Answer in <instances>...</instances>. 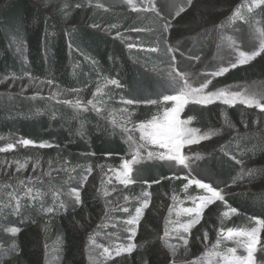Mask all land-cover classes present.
<instances>
[{
	"label": "trees",
	"instance_id": "trees-1",
	"mask_svg": "<svg viewBox=\"0 0 264 264\" xmlns=\"http://www.w3.org/2000/svg\"><path fill=\"white\" fill-rule=\"evenodd\" d=\"M203 1L206 10L211 13L207 21L197 20L201 14L195 10L174 16L177 0L164 3V14L161 16L172 25L166 33L161 27L163 19H158L155 13L143 8L133 11L117 0L0 1L1 76L11 79L15 75L16 80H20L29 79L27 74H31L36 78L34 80L45 84L51 79V86L59 92L80 98L89 97L98 81L104 85L102 77L118 79L123 86L116 88L105 85L92 98L102 108L99 116L94 111L84 112L48 98L0 92V135L5 137V140H0V147L15 144L24 138L33 140L36 145L48 142L53 147H27L23 150L36 155L48 165H54L51 175L39 174L31 182L19 177L0 182V245L3 246L0 247V264H90L85 252L86 245L92 248L95 264H184L186 260L202 257V234L221 226L218 217L226 209L220 202L205 211L200 224L191 230L188 238L195 242L194 245L185 251L179 245L174 246L169 256L160 258L158 254L157 235L161 221L158 207L174 202L171 198L173 194L179 197L173 203L175 206L190 202L185 199L186 193L182 189V183L186 181L161 179L178 175L176 171L179 169L175 170L163 162L141 163L134 171L136 183L122 188L124 190L119 194L129 196L130 200L114 207H109L108 201L111 199L105 195L109 188L108 180L103 179L92 188L86 182L81 188L80 181L87 175L89 182L91 175L87 169L95 167V162L111 161L116 164L127 153L123 131L111 121L120 111L116 110L122 104L120 97L155 99L171 71L169 64L172 55L176 56L179 71L190 69L200 56L209 58L206 67L210 70L220 60L226 38L248 44L255 37L258 27L264 29V8L249 13L245 6L241 8V13L248 17L246 21L232 18V12L238 5H248L251 0ZM78 3L82 5L80 8L76 7ZM94 24L99 27H93ZM117 32L120 36L116 35ZM163 38H166V44ZM128 43L137 46L129 49ZM171 44H175L178 52L185 54L184 59L178 54L166 52ZM152 48H157V51H150ZM214 85L222 88L250 86L253 92L264 95V55L253 65H241L229 70L216 78ZM70 89L80 91L76 93ZM143 105L146 104L132 107H143L141 113L147 115L150 108ZM193 108L197 111L192 114L194 120L206 126L216 125L218 111L224 110L220 105ZM247 113L239 107L228 109L227 120L229 124H236L239 132L226 136L196 165L208 171L217 184H228L241 171V165L236 160L245 163L264 156V120H237L236 116L239 119ZM136 120L140 119L133 118L132 121ZM221 145L227 150V155L220 151ZM253 169L257 170V174L250 182L246 177L243 180L245 185L264 182V172L259 171L264 166ZM157 179H161L158 185L149 187L145 183ZM21 181L25 183L21 184ZM26 186L34 191L38 189L39 198L31 204L26 198L21 199L24 206L20 209V215H13L15 201L9 204L11 195L22 193ZM116 187L121 189L120 186ZM70 188L80 190L81 204L76 205L74 197L68 195ZM142 189L152 195L146 216L138 225L134 238L136 249L131 255L106 258L102 255L104 247L113 249L112 245L116 242L126 243L127 234L122 221L129 217V213L134 215ZM54 193L57 195L54 196ZM201 194L194 187H190L187 193L191 196ZM225 198L229 205L238 210L239 215L224 218V227H249L248 217L251 216L264 220V186L253 192L240 191ZM61 202L64 207L53 213L42 210ZM120 207H127L129 213L118 211ZM94 214L99 215L98 226H94L91 233L92 241L83 244L76 220L90 219ZM13 226L21 228L14 238L4 231ZM13 241L19 248V254H5V249L10 248ZM225 245L222 241L220 247ZM175 250L177 255L173 254Z\"/></svg>",
	"mask_w": 264,
	"mask_h": 264
},
{
	"label": "snow or ice",
	"instance_id": "snow-or-ice-1",
	"mask_svg": "<svg viewBox=\"0 0 264 264\" xmlns=\"http://www.w3.org/2000/svg\"><path fill=\"white\" fill-rule=\"evenodd\" d=\"M190 2V0H189ZM81 4H76L77 8H80ZM247 7V11L249 13H253L257 8H264V0H251V3L248 5H238L237 8L232 12V18L244 20L248 19L247 16L241 13V8ZM100 7V5H97ZM133 11H139L137 8L133 7ZM145 11H151L155 13L158 19H163V24L161 25L163 32H168L172 27L169 20L163 18L161 13L157 10L155 4H152L150 8L144 9ZM184 11L183 8L180 9L176 13V16H179ZM93 27H99V25H93ZM115 27V25H113ZM136 30V29H133ZM117 36H120V33H116ZM260 43L259 46L250 53H246L241 51L239 53V58L236 62L230 63L229 67H220L217 71L211 73L212 77L223 76L225 73L229 71L230 68L235 69L238 65H244L249 63L250 61L256 59L257 57L264 54V31H262L258 37ZM163 43H167L166 38H163ZM137 45L128 43L127 47L132 49ZM150 51H157V48L149 49ZM178 51L177 48L167 47L166 52L171 54ZM95 63V61H93ZM171 71L167 74L164 83L161 85V90L156 93L157 98H144L143 100L138 99H125L123 96L120 97V103L124 105L123 108L120 109L122 116L125 119L131 117L132 112L130 110V106L146 104L155 106L157 109L156 113L151 115L150 119L139 121L137 124H134L131 129L125 127L122 124H117L115 120L112 123L118 127L123 129L124 133H127V141L129 142L130 148V156L131 158H122L121 164L119 168L109 166V171L114 175L117 183L124 185L127 188L130 185L136 183V181L132 178L133 165L138 163L141 160H161V161H171L175 162L176 165L180 166L182 169L189 170L187 174L181 175H173L171 177H161L163 180H178V181H186V183H182V189L186 193L185 199L191 200L193 202V207H187L182 210V214L189 217V219L184 223H179L177 229H174L176 232H181L178 238L183 241L185 247H187L189 243L188 235L191 234V230L196 227L197 224H200L201 219L205 215V209L210 205H215L217 202L223 205L225 211H222L218 217L221 221V226L216 229V244L212 247L213 249H218L222 243V241L232 240L234 241L238 247H242L246 253V255L237 254V248L229 247L226 248L225 251H215L213 255L217 256L218 259L215 261V264H264V259H258L257 253H264V238L261 237V231L264 230V220L259 219L256 216L248 217V221L250 223L254 222L255 226L252 227H224L223 221L224 218L239 215L238 210L235 207H232L228 204L226 200V193L223 188H219L213 186L211 183H205L201 179H197L192 175L191 165L195 160H199L201 158L200 152H186L185 150H191V146L199 145L202 141L209 140L214 134L210 131H202L198 127H193V117L187 116V118H181V114L185 112V109L188 105H202L208 106L212 105L216 102H219L222 105H227L232 107L239 104H244L247 107H256L261 112H264V95H262L259 99L256 98L255 94L251 96L241 97L240 93L229 92L227 88H220L215 91L208 90L209 85L212 83L211 80H205L203 83H200L198 87H194L192 82L189 80L188 74L182 71H179L176 67V56L172 55L170 58L169 64ZM30 80L36 79L32 77L31 74H27ZM17 77L15 75L12 76V79L15 80ZM104 80V85L97 82L96 89L92 93V96L95 98L98 93L103 90L105 85H113L116 88H122V84L118 79L102 77ZM48 85L53 84V80L49 79L47 81ZM69 91L79 93V89H70ZM166 92H170L172 94H165ZM55 94H53L54 98ZM111 99V97H109ZM62 103L64 105H71L75 109L82 110L84 112L94 111L98 116L102 114V108L98 106V101L95 99L87 100V103L84 104L80 99L72 100H63ZM130 122V120H129ZM140 132L139 139L137 140L131 133L135 131ZM18 144L23 146L33 145L39 148H50L53 147L51 143L48 142H40L38 145L31 139H20ZM14 147L13 144L9 143L7 147H0V153L8 152L12 150ZM163 150V151H159ZM220 151L224 152L226 155L227 150L223 145L220 146ZM235 159V157H232ZM238 164L243 165V160H236ZM51 163V162H50ZM67 163V162H65ZM18 171L20 169L26 168V163H19ZM35 167V166H34ZM103 171V166H100ZM67 170V169H63ZM92 168L89 167L87 169L88 174H91ZM260 172H264V169L259 170ZM257 174V170L252 168L245 169L241 168V171L237 174L236 177L233 178L232 184L235 185L238 181H242L247 177L249 182L252 178ZM33 177L29 176L28 181L31 182ZM88 176L85 175L81 178L80 187L82 188L84 183L87 181ZM161 179L153 180L148 183V186L151 187L152 184H160ZM24 184V181L20 182ZM108 183H111V179L108 180ZM194 185L196 189L203 190L205 195H197L191 196L187 195L190 186ZM113 191H116L113 188ZM54 196L57 194L54 193ZM68 195L70 197H74V201L76 205L81 204V192L78 188H70L68 191ZM107 195V193H105ZM26 198L29 201V204L36 201L39 198V190H35L32 187L26 186L24 191L20 194H12L9 204L11 205L12 201H15V204L12 206V214L20 215V209L24 206L21 204V199ZM175 202L179 200V197L175 194L171 197ZM124 201H129L130 197L125 195L123 197ZM132 199H137L136 197H132ZM151 200V193L146 189H142L141 196L139 197V206L135 207V214L129 213V209L127 207H120L117 210L129 213V217L126 220L122 221V224L125 226L124 231L129 233L127 236L128 243L119 244L115 247L114 255L121 256L122 254H129L136 249L137 245L132 243L134 238L137 235V226L140 224L141 218L144 214V210L149 207V203ZM64 204L61 202L59 205L55 207H47L42 210L45 213H53L57 211L59 208H63ZM172 208L169 206V212L171 213ZM173 223L169 218H165V230L163 234V238H167L169 236L168 225ZM115 227V225H113ZM7 233H10L14 238L16 237L20 231V227H8L4 229ZM196 239H200V237H196ZM209 239V234L207 231L203 233V242L207 249V243ZM89 241H92V235H89ZM0 247H3L0 245ZM47 248V245L45 246ZM85 252L89 257L90 264H95V261L92 259V248L88 245L85 246ZM5 254H19V248L13 241V244L10 248L5 249ZM102 255H105L106 258H111L113 256V249L109 247L103 248ZM174 264V262H173ZM184 264H202V261L199 257L193 258L191 261H184Z\"/></svg>",
	"mask_w": 264,
	"mask_h": 264
},
{
	"label": "rangeland",
	"instance_id": "rangeland-1",
	"mask_svg": "<svg viewBox=\"0 0 264 264\" xmlns=\"http://www.w3.org/2000/svg\"><path fill=\"white\" fill-rule=\"evenodd\" d=\"M117 1L118 2L121 1V2L125 3L131 9H133V7H135L138 10L140 8L148 9L151 7L152 4H155L157 7V10L161 13V15H163L164 13H162V5L164 3L167 4V2L170 0H117ZM97 3L100 4L99 2H97ZM147 3H149V4H147ZM203 4H204L203 0H190V2H189V0H177L176 5H175L174 16L176 15V13L178 11H180L181 8H183L184 11L195 10L198 14H201L200 15L201 18H199V16H198L197 20L207 21L208 20L207 16L210 15L211 13L206 10V6ZM146 5H148L147 6L148 8H146ZM45 13L48 14V13H50V11H46ZM262 31H264V29L261 27H258L255 31V37L253 38L252 42L248 43V44L243 43V42H239L237 39L226 38L224 41L225 42V50L222 53L220 60H218V63L215 65V67L211 68L210 70H208L206 67L207 63L209 62V58L204 57V56H200L199 58H196L194 60L192 67L185 71V73L188 74L189 80L192 82L193 86L198 87L199 84L203 83L205 80H211L212 83L209 85L208 90L215 91L217 89L222 88V87H218V86L214 85V80L218 77H212L211 73L214 71H217L220 67H229L230 63L236 62L239 58V53L241 51L246 52V53H250L251 51H254L259 46L260 41H259L258 37ZM192 35H194V34H192ZM170 47H175V44H171ZM173 54L180 55L182 59L185 58V54L180 53L178 51H176V53H173ZM263 55L264 54H262L261 56H263ZM261 56L257 57L256 59H254V60H252L249 63L244 64V65L255 64L257 62L258 58H260ZM176 62H178V61L176 60ZM238 66H241V65H238ZM231 69L232 68H230L229 70H231ZM227 90L229 92L240 93L242 98L245 96H251L253 94H255L257 99H259L261 97L255 91L253 92L252 87H250V86L227 88ZM2 91L3 92H15V93L25 95V96H30V97L48 98L50 100L59 101V102H62L63 100H66V99L72 100V101H74L76 99H80L82 103L86 104L87 100L93 98L92 93L95 91V89H93L89 93V95H90L89 97H87V96L82 97L81 96V98H80L78 96L59 92L58 90H56L55 87L48 85V84H45L43 82L37 81V80H30V79H20V80L15 79V80H13L12 78L7 79V78L0 75V92H2ZM53 94H55L54 98H50V97H53ZM262 102H264V101H262ZM212 105H220L224 108V110L218 111V115H217V117H218L217 122L218 123H216V125H212V126L202 125L201 122H196L194 120V118H193V122L191 125L193 127L200 128L202 131H210L211 130L214 133L209 140L202 141L201 144H199V145L191 146V150H188V149L185 150L186 152H189V154H191V152H197V151L201 153V158L199 160H195L191 165L190 170L192 172V175L195 176L197 179H201L205 183H211L213 186L223 188L225 190L226 196L233 194V193L240 192V191L253 192V191L261 189L264 186V182L258 183V184H252V185H245V183L242 180V181H238L235 185L232 184V181H230L226 185L217 184L213 180V178L210 176L208 171H204V170H201L200 168L196 167L197 163L200 160H202L205 156H207L209 151L213 150L220 143H222L224 141V139L226 138V136L228 137L232 134H237L239 132L238 127H236V124H234V123L229 124V122L227 120L228 109L231 107H229L227 105H222L219 102H216ZM212 105H208L206 107H209ZM143 106H145V108H150L149 109L150 111H148L147 115H145V114L142 115L141 112H142V110H144V109H142L143 107L135 106V107H138V109H133V107L130 106V110L132 112V115L130 118L125 119L122 116L121 111H117V113H115L116 117L114 119L112 118L111 121L115 120L117 122V124H122L125 127H128L129 129H131L133 127V125L137 124L139 121L150 119L151 115L156 113V111H157L155 106H152V105H143ZM123 107H124V105L120 104V106H118V108L116 110H120ZM193 107L200 108V107H205V106L191 105L190 104L186 107L185 112L181 114V118L182 119L187 118V116H192L193 113L197 112V111H195V109ZM232 107H239V108H241V109H243L249 113H252V115L251 114L249 115V113H247L243 116H240L239 119H238V116H236L237 120L249 121L252 119L255 121H259V122L264 120V118H263L264 112H261L256 107H247L246 105L239 104V103H237L236 105H234ZM133 110H138V111L134 112ZM138 116H140V117H138ZM143 116H144V118H143ZM133 118H139L140 120L139 121L138 120L132 121ZM129 120L132 122H129ZM119 128L123 131V129L121 127H119ZM123 134L125 136V138H123L124 139L123 141L126 143L127 153L122 158L130 159L131 156L129 153L131 150L129 148V142L127 141V135L128 134L124 133V132H123ZM131 134L137 140L139 139L140 132L138 130L135 132H132ZM0 140H5V137H2L0 135ZM13 145H14V147L12 150H10L8 152L0 153V182H2V180H14L18 177L28 179L29 176L36 177L39 174L48 176L54 172V169H51L52 166H54V165H52V164L48 165L47 163L42 161L36 155L28 154L27 152H25L23 150L27 147H36V146H33V145L23 146V145L18 144V142L13 144ZM5 147H7V146H5ZM159 151H163V150H159ZM122 158H121V160H122ZM106 160H108V159H106ZM121 160L116 164L112 163L111 161H101L99 163L95 162V164H94L95 167L93 166V168H92L93 170L90 174L91 176L89 177V182H88V179L86 181V185L89 184V186L92 188V186L94 187L96 184L101 183V181L103 179L105 181L111 179V183H108L109 188L106 189V191H105L107 193L106 196L111 199L110 201H108L109 207H111V206L114 207L118 204H121L124 201L123 197L125 195L120 196L119 194L122 190H124L122 188H125V187H124V185L117 183L114 175L109 171V166L115 167L118 169L120 164H121ZM17 161L21 164L26 163L27 167L20 169L18 171ZM153 161L163 162L166 165L173 167L175 170L179 169V171H176V172L178 175H181V176L187 174V172L189 171L187 169H182L180 166L176 165L175 162H171V161H166V160L161 161V160H157V159L141 160L138 163L133 165V171L131 174L132 178H133L135 169L141 163L153 162ZM58 166H62V164H59ZM100 166H103V171L101 170ZM257 166H264V156L259 158V159L254 160V161L245 162L243 165H241V168L244 167L245 169H247V168L253 169ZM116 186H120L121 189H118V187H116ZM190 187L195 188L194 185H192ZM113 188H115L116 191H113ZM196 190L201 191L202 192L201 195H205L203 190H200V189H196ZM189 201H190L189 204L183 205V206H180V205L175 206L173 204L174 202H169L166 204V206H162V208L158 207V209L161 211V214H160L161 221L159 222V234L157 235V240H158L157 242H158V248H159L158 254H159L160 258L164 257V256L171 255L170 252L172 251V249H174V246L179 245L178 247L184 248V251H185L187 248H190L192 245L195 244V242H192V240L188 238L189 243H188L187 247H185L183 244V241L178 238V236L180 234H183L182 231L179 233L174 231V229H177L179 227V225L177 223H175L176 221H179V223L182 224L189 219V217L182 214V210L184 208L194 206L193 202L191 200H189ZM169 206H171V208H172L171 213L169 212ZM212 206L213 205H210L204 211H207ZM147 209L144 210V214L141 218L140 223L142 222V220L146 216ZM166 217L169 218L171 221H173V223H170L168 225V230L170 233L169 236L167 238L162 239L163 234H164V230H165V218ZM99 220H100L99 215H97V214H94L93 217H91L90 219L84 218L83 220H76L77 228L79 229L81 241L83 242V244H86V242L89 241V235L94 231V226H98L97 223L99 222ZM252 226H255L254 222L250 223L249 227H252ZM137 230H138V226H137ZM38 233H41V232L38 231ZM126 234H127V236L129 235V233H127V232H126ZM208 234H209V237H211L212 239L208 240L207 249L205 247L204 242L202 243V246H201V253L202 254H200V257L202 256L200 258L202 261V264H215V261L218 259V257L213 255V253L215 251L223 252L226 250V248H229V247L237 248V254L246 255L244 249L242 247H238L237 244L232 240L224 241L226 243V245L223 248L219 247L220 249H213L212 246L214 244H216V240H217L216 229L215 228L210 229ZM184 235L189 236V234H184ZM261 237L264 238V230L261 231ZM202 240H203V234H202ZM126 243H128V240L126 241ZM126 243L121 241L118 243L116 242V244H113L112 245L113 246V256H115L114 255L115 247L119 244H126ZM132 243L136 244V241L133 240ZM174 252H176V253H173L174 255L178 254L176 250ZM127 255H129V254L125 253V254H122L121 256H127ZM179 255H180V253H179ZM183 256H186V255L184 254ZM257 257H258V259H264V253H257Z\"/></svg>",
	"mask_w": 264,
	"mask_h": 264
},
{
	"label": "water",
	"instance_id": "water-1",
	"mask_svg": "<svg viewBox=\"0 0 264 264\" xmlns=\"http://www.w3.org/2000/svg\"><path fill=\"white\" fill-rule=\"evenodd\" d=\"M1 1V0H0Z\"/></svg>",
	"mask_w": 264,
	"mask_h": 264
}]
</instances>
